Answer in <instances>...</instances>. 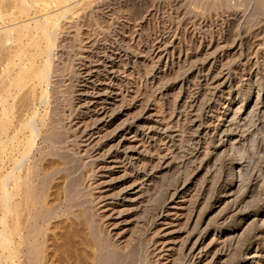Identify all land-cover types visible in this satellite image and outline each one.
<instances>
[{"label": "rangeland", "instance_id": "374dc122", "mask_svg": "<svg viewBox=\"0 0 264 264\" xmlns=\"http://www.w3.org/2000/svg\"><path fill=\"white\" fill-rule=\"evenodd\" d=\"M72 6L37 92L48 111L33 152L63 134L55 146L78 161L107 252L87 230L92 246L33 241L25 263L264 264V0Z\"/></svg>", "mask_w": 264, "mask_h": 264}, {"label": "bare ground", "instance_id": "6f19581e", "mask_svg": "<svg viewBox=\"0 0 264 264\" xmlns=\"http://www.w3.org/2000/svg\"><path fill=\"white\" fill-rule=\"evenodd\" d=\"M73 4L74 0H0V26L5 29L0 32V51L4 54L7 52L6 56L0 52V164L6 159L10 166V171L6 170V174H1L0 166V264H26L28 249L33 243H42L45 246L52 239L57 241L59 236L60 240L65 237L72 243L73 239L84 236L81 239L82 244L90 246L93 238L99 236H95V233L93 238L91 236V228L94 229L97 225L93 227V207L82 192V184L85 181H80L81 171L77 172L78 161L68 149L59 151L55 146L62 145L63 134L56 131V134L52 132L50 136L46 135L47 138L43 139L46 149L39 153L40 160L35 161L38 155L36 149H33L39 138L40 128L38 129L37 122L41 123L44 118L40 110L44 109L46 113L48 111L46 107L38 108L39 104L46 106L47 102L43 92L41 97L38 95L40 92H37L44 90L45 84L47 86L49 51L54 48L60 19L73 10ZM6 25L10 28H5ZM16 44H21V47ZM12 45L19 47V50ZM25 89L27 90L24 92ZM54 166H57V169L52 171ZM48 169L52 172H48ZM60 180L65 187L61 188L57 183ZM53 202L57 205H52ZM46 227L61 233L59 235L55 231L52 238L50 234L45 236ZM87 228H90V231ZM85 232L86 235L90 232L91 241L90 238H85ZM32 235L33 237H30ZM32 238L33 240H30ZM99 239L98 237L100 244ZM95 240L97 238L94 242ZM99 244V247L93 245L98 247L95 250L100 249L101 252L97 253L107 252V248ZM46 249L48 248L40 251L41 254L43 252V257L40 258L44 263L50 255L48 253L46 257ZM93 251L91 249V252ZM107 254H104V257H107ZM127 257L123 258L127 260ZM31 258L28 260L30 263ZM116 258L113 259L118 261ZM123 261V264L127 263ZM109 264L112 263L109 261Z\"/></svg>", "mask_w": 264, "mask_h": 264}]
</instances>
